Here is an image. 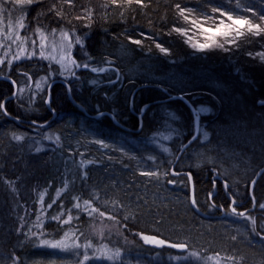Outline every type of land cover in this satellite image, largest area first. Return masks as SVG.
<instances>
[{
	"label": "trees",
	"instance_id": "16d2710c",
	"mask_svg": "<svg viewBox=\"0 0 264 264\" xmlns=\"http://www.w3.org/2000/svg\"><path fill=\"white\" fill-rule=\"evenodd\" d=\"M3 13L33 30L81 38L73 53L81 67L70 79L60 76L56 64L34 60L0 69L18 85L9 98L14 88L0 80V103L7 113L47 122L19 123L0 110V264L74 263L71 253L42 247L21 232L24 215L36 208V192L54 191L64 173L72 178L62 197L66 206L78 196L92 204L95 214L104 213L102 221L112 222L113 232L101 240L126 253L114 264H188L156 261L157 252L173 257L179 251L145 245L139 235L185 244V251L264 264V172L253 187L254 211L209 219L190 206L188 177L170 172L195 129L187 104L171 98L181 94L198 110L200 124L174 171L190 172L195 204L206 214H220L218 205L228 209L227 195L239 203L238 210L252 208L249 184L264 166V31L253 35L246 26L234 43L226 41L235 32L206 49L194 47L191 39L194 29L216 27L217 19L227 15L264 28V0H0ZM85 63L115 71L93 73L82 67ZM41 77L48 79L45 88L32 90ZM56 78L69 83L72 97L89 114L110 112L132 130L139 128L138 114L147 105L140 130H125L108 115L85 114L62 83L51 87L52 118L45 98ZM74 214L72 235L96 244L98 236L88 229L93 216ZM56 227H48L54 237L65 231Z\"/></svg>",
	"mask_w": 264,
	"mask_h": 264
},
{
	"label": "rangeland",
	"instance_id": "374dc122",
	"mask_svg": "<svg viewBox=\"0 0 264 264\" xmlns=\"http://www.w3.org/2000/svg\"><path fill=\"white\" fill-rule=\"evenodd\" d=\"M6 16L7 14L5 13L0 16V60L3 61V63H0V69L4 66L8 68L20 61L34 60L56 64L59 67L60 76L62 78L70 79L74 76L73 73L75 74L77 67L70 61H74V47L75 45H80V43H75V40L70 36L64 37L63 33L37 31L30 27L27 28L24 24V27H21V22H19L20 16L17 18L19 20L16 21L12 20L11 16L7 18ZM221 21H223L225 25L232 23V21L225 17L217 19L216 27L207 28L201 26L194 29L191 39L193 46L199 48L200 44L205 43L213 45L217 42V39H224V36L216 32V28L220 26ZM205 29L209 31H205ZM223 30L227 31L226 28ZM232 33H234V31ZM70 42L72 43L71 48L68 46ZM17 55L20 56V59H14ZM9 60L13 61L11 65L8 64ZM88 70H90V68ZM47 81L48 79L46 77H41L37 80L34 87H32V90L38 91L45 88ZM37 84L40 86L37 87ZM200 110L201 112L207 111V109L202 107H200ZM80 173H82L80 175L84 176L83 170H81ZM71 179L72 178H70L67 173H64L61 179V185L54 191L51 192L50 187H46L36 192V208L33 211L28 210V213L24 215L21 222L22 234L29 235L34 239L36 238L39 245H41V240L48 242L64 241L69 245H79L78 248L69 247L66 249H56L47 245H41L42 247L60 251L64 254L67 252L71 253L72 256H75L73 264H114L121 257L125 256L126 253L124 251L125 248H122V246L118 247L113 245V243H103L101 240L102 236L113 232L111 226L112 222L102 221L104 216L97 212L95 214V208L92 204L78 196L75 197L72 205L66 206L62 197L72 181ZM262 204H264V202H262ZM49 205H51V207H49ZM75 210L84 211L87 215L91 213L90 216H93V221L90 222L88 229L90 234L95 233L98 236L96 244L82 243L79 241L78 237L72 235L71 229L77 217L74 214ZM54 217H59V219H53ZM56 225V228H58V225L61 228L65 227V231L63 234L54 237L52 236V231H50L48 227ZM142 236L150 235H139V238L145 245L152 246V244L146 243ZM169 245H171V243L166 242L164 246H160L158 249L169 247ZM117 252H119V258H116ZM191 253H195L196 255L190 256ZM85 255L89 257L87 261H85ZM108 257H113V259L110 260ZM153 259L156 261L167 260L188 264H244L226 255L215 253L201 254L192 250L179 251V254L173 257H164L162 253L157 252L154 254Z\"/></svg>",
	"mask_w": 264,
	"mask_h": 264
},
{
	"label": "water",
	"instance_id": "95a60500",
	"mask_svg": "<svg viewBox=\"0 0 264 264\" xmlns=\"http://www.w3.org/2000/svg\"><path fill=\"white\" fill-rule=\"evenodd\" d=\"M0 80H6V81H9L12 85H13V87H14V91H13V94L11 95V97H9V98H13V96H15V94H16V91H17V84H16V82L15 83H13V78H11V77H9V76H6V75H3V74H0ZM55 83H62L64 86H65V89H66V93H67V96H68V98H69V100L73 103V104H75L78 108H79V110H81L82 112H84L85 114H87V115H90V116H92V117H99V116H101V115H108L112 120H113V122L117 125V126H119V127H121V128H123V129H125V130H128V131H134V132H138L139 130H140V128H141V126H142V115H143V113H144V111L143 112H141V109H145V106L146 105H144V106H142L141 107V109H140V113L138 114V120H139V128L138 129H136V130H132V129H129V128H127V127H125V126H123L120 122H118V120L114 117V115L112 114V113H110V112H107V111H102V112H97V113H93V114H89L87 111H86V109L84 108V106H82L81 104H79L73 97H72V95H71V92H70V86H69V83L66 81V80H64V79H62V78H56V79H53V80H51L50 82H49V84H48V86H47V88H46V92H47V94H46V98H45V104H46V106L48 107V109H50V110H52V108L50 107V101H51V87H52V85L53 84H55ZM171 98H180V99H182L186 104H187V106H188V108L191 110V112L193 113V115H194V122H195V129H194V135L189 139V140H187L184 144H182V146L180 147V149H179V151H178V153H177V155H176V157H175V159H174V161H173V163H172V165H171V168H170V172H171V174L173 175V176H177V175H179V174H184V175H186L187 177H188V180H189V188H190V194H189V203H190V206L192 207V209L199 215V216H201V217H203V218H207V219H209V218H214V217H222V216H218V215H216V216H214V215H210V214H206V213H204V212H202L198 207H197V205L196 204H193L192 203V201H193V199H194V188H193V183H192V179H191V174H190V172H177V171H174V168H175V165H176V162L179 160V157H180V155L184 152V150L198 137V134H199V121H200V114H199V112H198V110L192 105V103L186 98V97H184L183 95H181V94H179V95H174V96H172ZM46 101H47V103H46ZM4 103V102H3ZM2 112L5 114V112H4V110H2ZM9 119H11V120H14V121H16V122H19V123H23V124H29V125H34V126H43V125H45V124H47V122H45V123H37V122H34V121H32V120H27V119H23V118H17V117H13V116H11V115H9L8 113L7 114H5ZM56 116V112L54 111V110H52V118H54ZM51 118V119H52ZM194 137H195V139H194ZM264 172V166H262L257 172H256V174H255V176H254V178L251 180V182H250V184H249V197L252 199V201H253V206H252V208L251 209H254L255 208V204H256V201L254 200V198H253V187H254V185H255V183H256V181H257V179L259 178V176L262 174ZM222 185H223V187H224V189H225V182L222 180ZM216 191V187H215V189H214V192ZM213 192V193H214ZM230 198H231V204H234L235 202H234V200H233V197L231 196V195H228ZM218 210H220V211H222L223 213H224V208H222V207H218ZM158 239H160V238H158ZM152 246L154 247V248H159L160 246H158V245H153L152 244ZM175 250H178V251H183V250H185L186 248H184V249H178V248H174Z\"/></svg>",
	"mask_w": 264,
	"mask_h": 264
},
{
	"label": "snow or ice",
	"instance_id": "6c2138e0",
	"mask_svg": "<svg viewBox=\"0 0 264 264\" xmlns=\"http://www.w3.org/2000/svg\"><path fill=\"white\" fill-rule=\"evenodd\" d=\"M26 2L27 3H32L33 0H26ZM67 2L71 3V0H67ZM136 2L137 3H141V0H136ZM237 7H239V5ZM53 9H55V5L53 6ZM212 11L213 12H217V11H219V9L218 8H213ZM180 14L181 15L184 14V9H180ZM57 15L59 16L60 13L57 12ZM221 15H226V13H221ZM184 18L186 20L188 19L187 16H185ZM227 19L232 21V23L225 25L224 22L221 21L220 22V26H218L216 28V32L218 34L224 36V37H229V36H231V33L234 31L235 32V36L232 37L231 39H228L226 41L228 44L234 43L236 38H238V37L243 35V33L241 32V28H243L245 26H247L248 32L252 33L253 35H259L262 31H264V28H261L260 25L253 24L251 21L247 20L246 18H234L232 15H227ZM261 19H264V17H261ZM21 27H24V25L21 24ZM225 28L227 29V31L223 30ZM37 31H39V29H37ZM53 31H55V30H53ZM175 31L180 32L181 30L180 29H175ZM205 31H209V30L205 29ZM63 35H64V37H68L69 36L68 33H63ZM80 41H81V38H79V37L75 38V43L79 44ZM136 43H139V41H136ZM68 46H69V48H71L72 43L70 42ZM217 46L218 47H223L224 45L218 44ZM157 47H160V46L157 45ZM210 47H212V45L211 44H207V43L199 45L200 49H206V48H210ZM161 51L165 52L166 50L161 48ZM14 59H20V56L17 55V56L14 57ZM12 62H13L12 60H9L8 64L11 65ZM70 62L73 63L75 65V67H77V68L81 67V65L77 64L75 61H70ZM0 63H3V61L0 60ZM82 67L84 69L88 70L90 68V65L88 63H85V64L82 65ZM90 71L93 72V73H103L105 71H115V70L92 67V68H90ZM73 75H74V73H73ZM110 82L111 83H115V81H110ZM13 83H15V81H13ZM92 83L95 84L96 81L93 80ZM39 86L40 85L37 84V87H39ZM46 103H47V101H46ZM145 108H147V105L145 106ZM0 110H4L5 114H7V111H6L3 103H0ZM144 110L145 109H141V112H143ZM204 135L206 136L207 134L205 133ZM14 139L19 141V140L23 139V137L15 136ZM194 139H195V137H194ZM97 143H100L102 147H107V145L103 144L102 142L98 141ZM165 151H167V149H165ZM142 174L143 175H147V176H155V175H157V173H155V172H145V173H142ZM169 183H173V182L169 181ZM210 195H212V194H210ZM54 203H55V201H54ZM192 203L195 204L196 201L193 199ZM49 207H51V205H49ZM260 207L264 208V204L260 205ZM232 212L236 213V208L235 207L232 208ZM89 214L91 215V213H89ZM100 215H104V213H100ZM238 215L243 217V216H245V213L244 212H240V213H238ZM53 219H59V217H54ZM142 238L148 244H153V245H158V246H164L166 244V241H164L162 239H158L155 236H142ZM233 239H235V237H233ZM41 245H47V246H49L51 248H56V249H66V248H69V247L78 248L79 247V245H76V244L69 245V244L65 243L64 241L48 242V241H45V240H41ZM169 247L178 248V249H184V248H186V245L185 244H171V245H169ZM195 255H196L195 253H191L190 254V256H195ZM116 258H119V252L116 253ZM88 259H89V257L87 255H85V261H87ZM108 259L111 260V259H113V257H108Z\"/></svg>",
	"mask_w": 264,
	"mask_h": 264
},
{
	"label": "flooded vegetation",
	"instance_id": "af4514ba",
	"mask_svg": "<svg viewBox=\"0 0 264 264\" xmlns=\"http://www.w3.org/2000/svg\"><path fill=\"white\" fill-rule=\"evenodd\" d=\"M216 187V186H215ZM215 187H214V189H215ZM226 187H227V185L225 184V189H224V191H225V193L226 194H228V191L226 190ZM224 188V187H223ZM213 192H214V190H213ZM228 196V195H227ZM228 198H229V206H228V209H226L225 207H224V205H214V206H217V207H222V208H224V213L222 212V211H220L221 213L220 214H217L218 216H222V217H219V218H223V217H225L226 215H232L233 217H241V216H239L238 215V213H240V212H244L245 214H246V212H249V210H251V211H254V209H251V208H246V209H242V210H238V206H239V203L236 201V199H234L233 198V200H234V204H231V198L228 196ZM251 200V204H252V206H253V201H252V199H250ZM233 207H235L236 208V213H233L232 212V208ZM216 215V214H215ZM184 251V250H183Z\"/></svg>",
	"mask_w": 264,
	"mask_h": 264
},
{
	"label": "bare ground",
	"instance_id": "6f19581e",
	"mask_svg": "<svg viewBox=\"0 0 264 264\" xmlns=\"http://www.w3.org/2000/svg\"><path fill=\"white\" fill-rule=\"evenodd\" d=\"M10 77V76H9ZM12 78V77H11ZM14 80V79H13ZM15 81V80H14ZM9 82V81H8ZM16 82V81H15ZM17 84V83H16ZM13 86V85H12ZM14 88V87H13ZM17 89H18V85H17ZM17 92V91H16Z\"/></svg>",
	"mask_w": 264,
	"mask_h": 264
}]
</instances>
